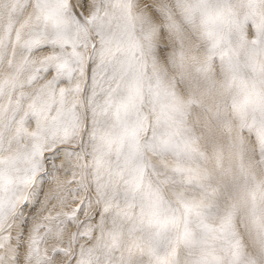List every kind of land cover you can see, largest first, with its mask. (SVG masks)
Masks as SVG:
<instances>
[{"label":"snow or ice","instance_id":"obj_1","mask_svg":"<svg viewBox=\"0 0 264 264\" xmlns=\"http://www.w3.org/2000/svg\"><path fill=\"white\" fill-rule=\"evenodd\" d=\"M0 264H264V0H0Z\"/></svg>","mask_w":264,"mask_h":264}]
</instances>
